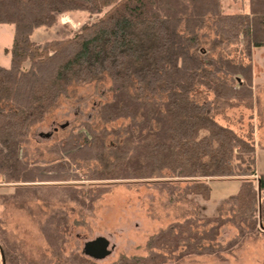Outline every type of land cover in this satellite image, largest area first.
Returning <instances> with one entry per match:
<instances>
[{
    "label": "trees",
    "instance_id": "16d2710c",
    "mask_svg": "<svg viewBox=\"0 0 264 264\" xmlns=\"http://www.w3.org/2000/svg\"><path fill=\"white\" fill-rule=\"evenodd\" d=\"M247 6L227 13L223 0H0V24L13 26L4 51L9 65H0V175L5 182L39 183L27 187L34 192L56 189V201L87 211L109 190L98 181L142 180L173 201L191 195L208 200L209 180L238 178V192L224 200L228 216L172 222L148 238L147 255L121 256L112 264L222 257L257 236L258 227L264 229V172H256L255 146L215 119L232 102L254 96L252 49L264 47V0H247ZM104 9L77 31L59 25L56 39H31L63 13ZM232 47L248 61L232 56ZM105 76L110 97L96 111L102 127L73 124L47 148L53 158L31 156L24 145L32 126L68 97L70 85ZM201 87L212 97L194 98ZM119 119L127 123L106 126ZM109 152L114 155L106 158ZM66 217L56 209L43 227L58 257ZM228 223L238 233L221 244L216 239ZM0 248L5 264H23L18 255L13 259L14 248ZM66 261L99 264L75 253Z\"/></svg>",
    "mask_w": 264,
    "mask_h": 264
},
{
    "label": "rangeland",
    "instance_id": "374dc122",
    "mask_svg": "<svg viewBox=\"0 0 264 264\" xmlns=\"http://www.w3.org/2000/svg\"><path fill=\"white\" fill-rule=\"evenodd\" d=\"M246 3L247 0H223L224 10L227 13L244 10ZM106 10L104 9L100 14H90L83 10L63 13L58 17L55 26L49 30L36 29L31 39L36 43L56 39L55 31L59 25L77 31L83 24L98 19ZM12 38L13 26L0 24V65L2 66L9 64L10 55H6L4 51L10 48ZM231 51L232 56L242 57L243 62L248 61L239 55L238 47H232ZM251 62L253 81L256 85L252 101H234L231 106L220 110L215 115V119L254 144L256 172L263 173L264 47H253ZM109 86L110 80L106 76L99 80L70 85L68 97L59 98L57 106L45 119L32 126L28 142L24 145L31 156L53 158L47 152V148L63 138L69 127L78 122L88 121L95 128L100 129L102 123L96 111L101 103L110 97ZM211 97L212 95L202 87L194 93V98L199 101ZM126 123L127 121L119 119L106 126L118 127ZM60 125L64 127L60 128ZM111 139L112 137L107 143ZM112 154L109 152L105 156L109 158L114 155ZM209 181L208 200L191 195L173 201L169 199L165 190H159L142 180L98 181L95 183L110 185L109 190L94 201L92 209L87 211L73 202L56 201L55 196L59 192L56 189L49 188L34 192L27 187L39 183L5 182L4 177L0 175V245L3 249L14 248L16 251L13 259L18 255L23 264H70L66 261V257L73 253L99 264H112L121 256H145L148 253L146 248L148 238L172 222L183 221L191 216L230 214V207L224 200L238 192V178ZM92 183L76 182L87 186ZM177 184L179 188L184 186V182ZM17 185H21L22 188H17ZM56 209L65 210L67 215L66 227L62 231L65 243L62 256L59 257L55 256L54 248L50 246L48 232L43 228L48 217ZM262 226L264 228V221ZM258 228L260 233L257 236L244 239L241 245L222 257L195 254L165 264H264V229L260 226ZM237 233L238 230L228 223L220 228L216 241L226 244ZM97 236H105L109 239L110 246H113L111 254L102 260H93L82 254L84 242ZM0 264H2L1 253Z\"/></svg>",
    "mask_w": 264,
    "mask_h": 264
},
{
    "label": "water",
    "instance_id": "95a60500",
    "mask_svg": "<svg viewBox=\"0 0 264 264\" xmlns=\"http://www.w3.org/2000/svg\"><path fill=\"white\" fill-rule=\"evenodd\" d=\"M62 127H64V125H60V128ZM56 129L57 127H55V130ZM48 134H46V136H48ZM112 249L113 246H110V241L108 238H106L105 236H97L84 242L82 254L93 260H102L111 254ZM0 253L2 255L1 248ZM2 264H5L3 255Z\"/></svg>",
    "mask_w": 264,
    "mask_h": 264
},
{
    "label": "crops",
    "instance_id": "0c3cea01",
    "mask_svg": "<svg viewBox=\"0 0 264 264\" xmlns=\"http://www.w3.org/2000/svg\"><path fill=\"white\" fill-rule=\"evenodd\" d=\"M247 4V3H246ZM244 7V6H243ZM247 8H248V6H245V8H243L244 10L243 11H246L247 10ZM11 46V45H10ZM6 55H9V54H6ZM9 58H10V56H9ZM9 61H10V59H9ZM9 65V64H8ZM7 65V66H8ZM6 67V66H5ZM252 79H253V73H252ZM255 87H256V85H255V81H253V88H254V90H255Z\"/></svg>",
    "mask_w": 264,
    "mask_h": 264
}]
</instances>
